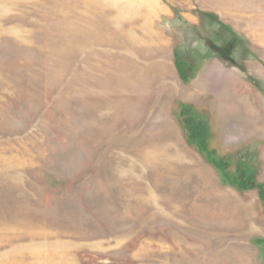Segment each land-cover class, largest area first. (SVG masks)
Listing matches in <instances>:
<instances>
[{"label":"rangeland","instance_id":"rangeland-1","mask_svg":"<svg viewBox=\"0 0 264 264\" xmlns=\"http://www.w3.org/2000/svg\"><path fill=\"white\" fill-rule=\"evenodd\" d=\"M261 189L264 0H0V264H264Z\"/></svg>","mask_w":264,"mask_h":264},{"label":"trees","instance_id":"trees-1","mask_svg":"<svg viewBox=\"0 0 264 264\" xmlns=\"http://www.w3.org/2000/svg\"><path fill=\"white\" fill-rule=\"evenodd\" d=\"M202 139H203V142H204V146L206 147L207 144H208L207 139H205V138H202ZM232 182L234 184H237L241 188H249L251 183L253 184V186H257L256 182H254V180L252 181L250 179L249 174H248L246 168H244V167L239 170L238 177L233 178ZM261 194H264V190L263 189H261ZM257 240L259 242H263L264 241L263 238H258Z\"/></svg>","mask_w":264,"mask_h":264},{"label":"flooded vegetation","instance_id":"flooded-vegetation-1","mask_svg":"<svg viewBox=\"0 0 264 264\" xmlns=\"http://www.w3.org/2000/svg\"><path fill=\"white\" fill-rule=\"evenodd\" d=\"M207 44H208L210 47H214V48L219 49L220 51H222V52L224 53V55L228 56V52L226 51V49L223 48L221 45L217 44L216 42H214V41H209V42H207Z\"/></svg>","mask_w":264,"mask_h":264},{"label":"bare ground","instance_id":"bare-ground-1","mask_svg":"<svg viewBox=\"0 0 264 264\" xmlns=\"http://www.w3.org/2000/svg\"><path fill=\"white\" fill-rule=\"evenodd\" d=\"M35 263L38 264V262H35ZM35 263H34V264H35Z\"/></svg>","mask_w":264,"mask_h":264}]
</instances>
